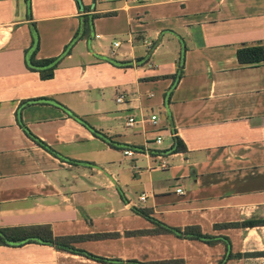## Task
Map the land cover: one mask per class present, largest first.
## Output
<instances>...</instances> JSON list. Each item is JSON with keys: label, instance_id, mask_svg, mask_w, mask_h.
I'll use <instances>...</instances> for the list:
<instances>
[{"label": "crops", "instance_id": "crops-1", "mask_svg": "<svg viewBox=\"0 0 264 264\" xmlns=\"http://www.w3.org/2000/svg\"><path fill=\"white\" fill-rule=\"evenodd\" d=\"M252 45L264 0H0V228L48 226L94 255L0 244V264H264V223L237 224L264 221V63L236 57ZM32 46L67 50L52 78L27 67Z\"/></svg>", "mask_w": 264, "mask_h": 264}, {"label": "trees", "instance_id": "trees-1", "mask_svg": "<svg viewBox=\"0 0 264 264\" xmlns=\"http://www.w3.org/2000/svg\"><path fill=\"white\" fill-rule=\"evenodd\" d=\"M37 50H38L37 46H32L31 48H29L28 50L24 52L26 65L31 70L38 71L41 79H44V80L50 79L53 77L54 70L57 68L59 62L61 61L63 55L67 52V50L64 53L58 56H55V57L36 58ZM236 57L240 64L256 65L259 63H264V46L263 45H252V46L241 47L237 49ZM111 62L114 63V65H118V66H128L129 64L127 62H116V61H111ZM179 75L177 77H179ZM177 77L175 81L177 80ZM30 101H52V99L47 98V97H39L35 99H30L25 102H30ZM54 103L60 106L61 108L65 109L71 117L79 121L81 124L87 127L92 132L93 135L107 142L109 145L113 147H121V146L128 147L127 145L114 140L113 137L108 135L107 133L94 128L87 121H85L83 118L73 113L71 110L66 108L61 103H58L57 101H54ZM18 124L22 128V130L25 132V134L29 138H31L34 142H36V144H38L40 147L45 149L47 152L55 156L61 157L51 146H49L44 141H42L40 138L36 137L33 133H31V131L26 127V125L19 118H18ZM171 150L175 152L179 150H184V147L182 146V142L177 137H175V145ZM132 211L135 214L146 218L152 223L159 225L161 228L160 229L161 231H171L175 233L177 236L185 235L190 238H196V239H202V240L207 239V236L202 234L196 228H193V230L191 231L181 232L177 228H170V227L161 225V223H159L157 219L154 217V215L152 214V210L150 209L133 207ZM262 223H264V221H260L256 219H247L237 224L243 227H253L256 225H260ZM140 232L142 233L144 231L140 230ZM75 239H77V237L53 236L48 226H18V227L0 228V244H23L26 242H34V241L38 242L39 241L42 243L51 244L58 249L67 250V251H71L75 253H84L90 257H94L93 254L74 247L73 242ZM127 262L128 264H170V262H167V261L166 262L165 261L141 262L137 260H128ZM174 262L177 263L178 261H174Z\"/></svg>", "mask_w": 264, "mask_h": 264}, {"label": "built area", "instance_id": "built-area-1", "mask_svg": "<svg viewBox=\"0 0 264 264\" xmlns=\"http://www.w3.org/2000/svg\"><path fill=\"white\" fill-rule=\"evenodd\" d=\"M120 43H121L120 41H115L113 45H114V47H117V46L120 45ZM123 101H124V96L122 94H118L116 96V102H123ZM147 120H148V122L156 125L158 123V121H159V117H158L157 114H150ZM137 121L138 120L134 116H130V117L127 118L126 125L133 126ZM156 142L157 143L161 142V136H158L156 138ZM123 154L125 156H133L135 154V151H134V149H131V148H125L123 150ZM162 166H164V164H162ZM177 192L182 193V190L181 189H177ZM139 199L140 200H144L145 199V194L140 195Z\"/></svg>", "mask_w": 264, "mask_h": 264}]
</instances>
